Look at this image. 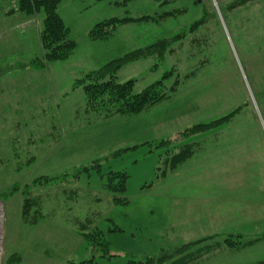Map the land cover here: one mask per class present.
Segmentation results:
<instances>
[{
    "label": "rangeland",
    "instance_id": "374dc122",
    "mask_svg": "<svg viewBox=\"0 0 264 264\" xmlns=\"http://www.w3.org/2000/svg\"><path fill=\"white\" fill-rule=\"evenodd\" d=\"M250 1L62 0L57 12L75 46L67 58L52 61L44 58V14H26L15 8L16 3L0 1L3 7L0 8V264H68L93 256L95 264H133L132 261H142L146 256H155L171 246L186 243L177 238L175 232L161 231L168 219L166 208L154 201H146L151 197L149 195L157 193L159 180L153 178L155 166L148 162L152 155L156 159L157 151H151L143 143L117 146L118 133L114 129L120 124H100L105 120L103 118L99 121L87 119L83 112L85 94L81 88L73 91L72 84L75 75L80 77L124 54L118 56L117 51L121 48L118 43H126L116 41L118 35L140 43L141 46L136 47L140 48L163 37L184 34L188 37L172 42L173 51L167 53L163 61L150 57L122 66L117 72L118 81L133 79L134 90L140 91L173 69L171 77L165 80L168 85L176 76L181 81L173 95L190 89L210 97L215 90L213 83L220 86L227 80L235 85L234 92L231 91L238 100L229 109L217 112L215 117L239 108L232 121L220 127L232 124L244 112L247 103L255 110V104L259 107L262 98L244 84L245 63L237 42L238 35L243 34V20L249 6L251 12L257 10L258 15H264V0H254L251 5L248 4ZM164 13L170 14L156 21H135L117 26L114 35L101 43L104 49L99 59L103 61L101 66H90L89 60L84 58L88 48L86 42L102 41L89 38L88 31L94 24L109 18ZM198 21L200 23L194 25ZM192 25L194 29L190 30ZM193 37H198L199 41L190 42ZM90 56L92 63L95 55ZM65 60L68 61L66 64L75 65L71 70L76 72L74 77L61 83L51 74L50 68ZM39 61H43V66ZM155 64L157 67L153 68ZM166 102L149 110L161 116L167 107H172ZM150 116H155L154 112ZM211 117L214 115L204 118L193 115L176 130ZM98 130L110 132L102 135ZM202 143L200 141V145ZM132 146L137 147L126 149ZM73 147L77 152L69 151ZM119 149L120 153L113 155ZM94 161L101 164L100 172L81 173L78 178L68 175L60 182L58 192L51 186H33V195L42 200L39 212L44 217L24 222L22 206L26 185L42 176L60 175L65 171L73 173L75 168L91 165ZM110 170L127 172L128 187L122 195L126 202H113L111 195L102 189L101 174ZM260 172L261 169L252 170L251 175L264 180L263 175L262 178L259 176ZM255 187L260 190V186ZM71 191L76 194L70 195ZM31 213H35L34 208ZM95 226L107 242L111 256L93 253L84 238L82 233H92ZM258 229L264 230L262 226L247 230L253 233ZM233 237L236 241L247 238L240 233L224 236ZM217 240L216 237L207 242ZM211 249L198 259L197 264H253L264 260V240L231 252L220 244H214ZM169 263L167 260L164 264Z\"/></svg>",
    "mask_w": 264,
    "mask_h": 264
},
{
    "label": "crops",
    "instance_id": "0c3cea01",
    "mask_svg": "<svg viewBox=\"0 0 264 264\" xmlns=\"http://www.w3.org/2000/svg\"><path fill=\"white\" fill-rule=\"evenodd\" d=\"M252 1L254 0L248 4L251 5ZM89 26L86 27V33ZM243 27V34L238 35L237 42L244 57L246 72L244 84L262 96L259 107L255 104V111L250 103H247L244 112L232 124L189 140L199 144L201 141L205 146L202 143L201 148L193 156L159 179L157 193L149 195L153 198L146 200L154 201L166 208L168 219L161 226V231L165 233L170 230L168 234L175 232L177 238L185 242L225 233H240L247 237L243 240L254 242L264 240L263 229L253 233L252 230H247L261 226L264 228V180L253 178L251 175L252 170L261 169L259 176L261 178L264 176V15H258L257 10L256 13L251 12L249 6ZM115 40L126 42L118 43L121 47L120 51H117L118 56L141 46L124 35L116 36ZM101 43L104 42L91 40L86 42L88 48L85 50L84 58L89 60L90 66L99 67L103 62L100 61L104 54ZM92 53L95 55L93 56L95 61L91 63ZM67 62V60L56 62L50 68L51 74L53 73L61 83L74 77L76 72L75 69L71 70L75 65L66 64ZM213 85L215 90L212 95L209 94L210 97H206L208 95L203 92L195 93L190 89L173 95L166 102L172 107L166 106L167 109L161 116L154 110H149L132 116L108 118L100 124H120L114 129L118 133L117 146L137 145L153 140L175 131L178 125L185 124L183 122L193 115L197 114L203 118L215 116L217 112L229 109L237 103L233 83L224 80L220 86L215 83ZM153 112L155 116L151 117ZM106 131L110 132L98 130V133L103 135ZM74 148H70L69 151L77 152L73 150ZM150 157L152 158L148 160L149 165L154 167L155 156ZM255 186H260V190L257 191ZM127 187L128 182L126 189ZM221 236L223 235H218L217 238ZM245 246L247 245L241 247ZM220 247L230 252L240 249L228 247L223 243Z\"/></svg>",
    "mask_w": 264,
    "mask_h": 264
},
{
    "label": "trees",
    "instance_id": "16d2710c",
    "mask_svg": "<svg viewBox=\"0 0 264 264\" xmlns=\"http://www.w3.org/2000/svg\"><path fill=\"white\" fill-rule=\"evenodd\" d=\"M1 1V0H0ZM16 3V9L26 13L34 14L42 12L44 14V26L42 31V43L44 46V58L47 61L62 60L67 58L74 49V42L68 38V29L65 26L62 18L57 12L58 4L62 0H8ZM13 3V4H14ZM0 8H3L0 6ZM170 13H164L157 16L144 15L141 17L131 18H109L94 24L88 31L90 39H99L105 41L112 35L119 25H124L135 21H156L160 17H165ZM200 22H195L194 25ZM194 25L190 30L194 29ZM188 37L184 34H176L172 37H163L153 43L147 44L140 48L130 50L123 55L107 61L103 66L96 70H91L82 74L80 77L74 78L72 89L81 88L85 94V106L83 112L87 115V119L99 121L103 119L131 116L141 113L144 110H149L153 106L167 101L175 92H177L181 81L178 76L171 82L166 84L173 73L172 71L164 72L161 79H158L140 91L134 90L135 80L129 79L126 81H118L117 72L122 66L127 63L137 61L144 58H156L159 62L164 60L165 55L173 51L171 43ZM198 37H193L190 42H195ZM199 41V40H198ZM43 66V61H39ZM43 63V64H42ZM157 64L153 66L156 68ZM239 108L218 117L208 118L207 121L198 122L191 126H185L178 130L169 133L167 136H161L153 140L144 142L142 145L149 147L151 151H157L156 163L153 171L154 179H161L168 173L174 171L181 163L193 156L199 148V143L188 142L189 138L203 134L210 130L216 129L223 124L231 122ZM74 113H78L75 110ZM137 146L126 148L133 149ZM120 153V149L116 150L113 155ZM112 155V154H110ZM101 164L94 161L91 165H83L75 168L73 173L63 172L60 175L42 176L35 179L32 184L26 185L23 189V206L22 218L24 222L35 221L38 218L44 217L40 214L42 207L41 198L33 195L32 187L51 186L54 191L58 192L61 183L64 182L66 176L71 175L78 178L81 173L89 174L90 171L100 172ZM101 186L111 195V200L115 203L126 202L123 193L126 191V183L128 174L126 171H107L101 174ZM33 188V190H34ZM74 192V193H73ZM71 193L76 194L75 191ZM31 208L35 209V213H31ZM77 224V223H76ZM82 224V223H80ZM92 233H82L84 238L91 246L93 253L99 252L102 256H111L108 249V244L104 240L102 233L95 226ZM218 235H223L218 238L219 241L207 242L209 239H214ZM203 237L193 241H187L179 246H171L163 250L158 255L146 256L145 260L134 262L133 264H164L169 260V264H196L198 259L206 252L212 250L211 246L225 243L228 247H241L254 242L253 240H239L233 238H224V236H236L233 233H225ZM223 238V240H222ZM216 242V243H215ZM210 243V245L208 244ZM213 243V244H212ZM87 259L78 263L69 262L68 264H95L93 260ZM253 264H264V260L257 261Z\"/></svg>",
    "mask_w": 264,
    "mask_h": 264
}]
</instances>
